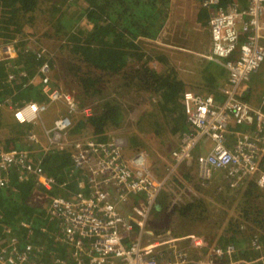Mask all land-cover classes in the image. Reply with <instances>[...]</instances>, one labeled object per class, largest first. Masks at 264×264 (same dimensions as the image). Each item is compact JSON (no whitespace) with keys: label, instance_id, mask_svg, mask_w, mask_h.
Here are the masks:
<instances>
[{"label":"trees","instance_id":"16d2710c","mask_svg":"<svg viewBox=\"0 0 264 264\" xmlns=\"http://www.w3.org/2000/svg\"><path fill=\"white\" fill-rule=\"evenodd\" d=\"M172 1L175 7L179 5L178 0H0V47L13 45L16 53L13 58L0 59V147H33L32 152L39 151L38 156H42L46 173L57 182L48 190L33 178L19 181L13 176L10 183L0 186V250L10 246L15 238L19 247L29 243L35 246L32 258L36 261L52 264L57 258L72 260L69 248L57 240L59 225L49 215L48 207L50 195L70 196L78 190L80 167L72 164L70 155L64 152L65 146L45 151L41 142L31 137L32 132L37 133L36 126L18 123L12 112L15 105L23 102L48 101L39 81L45 63L50 67L51 84L75 96L80 110L90 106L92 100H100L99 112L93 108L89 115L79 112L74 116L71 134H92L101 142L125 134L126 158L140 151L152 154L143 136L149 143H157L161 151L169 152L181 142L188 131L182 108L186 89L213 95L222 92V66L201 63L198 70L193 61L184 59V53L141 39L158 36L160 25L167 20L170 23ZM233 1L246 7L247 0H219V5ZM205 16L204 13L202 17ZM198 21L189 25L196 32V45L202 51L207 42L203 33L210 30L209 25L206 30L207 23ZM5 56L3 53L0 58ZM251 75V89L238 96L242 101L247 100L245 96L256 99L259 94V98L264 95V67ZM118 78L129 87V91L122 90L125 100H115L106 93ZM225 99L217 98L216 103L222 105ZM145 102L153 107L150 113L142 109ZM57 107H53L56 111L51 108L55 111L51 115L55 116H50L48 123L67 112L66 107L63 112ZM134 110L137 117L130 120ZM228 138L233 139V135L228 133ZM85 181L91 188L93 184L87 178ZM179 187L178 190L186 191L182 184ZM166 196L164 193L158 198L156 209H167L170 197ZM180 197L181 194L173 195L172 200ZM227 197L224 201L232 200L233 207L225 206L234 212L218 242L220 246L232 244L238 249L236 258L227 262L236 259L243 264H264V192L253 181L232 189ZM194 208L191 204L180 209L192 215L195 213L189 210ZM171 224L172 218L161 230H171Z\"/></svg>","mask_w":264,"mask_h":264},{"label":"built area","instance_id":"2783aa9c","mask_svg":"<svg viewBox=\"0 0 264 264\" xmlns=\"http://www.w3.org/2000/svg\"><path fill=\"white\" fill-rule=\"evenodd\" d=\"M202 5L211 11L212 47L210 52L199 55L225 67L229 72L230 85L223 90L226 99L222 105H218L212 95H200L192 90L184 92L183 107L190 129L171 151L174 165L169 173L183 162L194 160L202 180H209L216 171L223 170L234 188L256 177V183L264 190V99L260 107H253L238 98L243 82L264 64V0H250L247 7L236 1L224 7L219 5V0H203ZM0 53L7 54L0 59L16 55L13 45L0 47ZM49 70L45 63L39 78L48 101L17 104L13 108V116L20 124H43L48 143L43 146L45 151L52 150L55 145L73 144V159L77 166L92 162L87 166L90 173L87 179L93 184L87 188L86 179L81 177L79 188L72 195H50L48 212L59 225L57 240L69 248L72 259L57 258L52 264H189L191 260L183 252L169 258L161 255L164 246L174 250L172 241L145 238L149 232L147 222L167 177L154 175L145 151L127 159L125 137L108 142L98 139L73 142L74 116L79 112L89 115L92 111L90 107L80 110L75 96L52 85ZM56 103L63 104L67 112L46 126L42 115ZM246 124L252 126L253 131L236 130ZM32 133L31 137L39 142L38 136ZM228 133L236 139L231 146ZM205 146L208 149L196 153L197 148ZM38 152L0 147V186H6L16 176L19 181L33 178L43 188L53 189L57 185L56 179L46 173L43 158L38 156ZM101 184L106 187H101ZM133 198L137 202L131 205L130 213L136 218L134 222L141 225L140 232L134 237L128 235L134 231L133 223H125L117 207V204ZM125 230L131 232L125 234ZM192 242L197 247L203 245L202 239L194 236ZM34 250L35 246L30 243L19 247L14 238L10 246L1 248L0 264H45L32 258ZM213 251L219 257L227 254L236 258L233 246L217 247ZM197 264L221 263L210 259ZM222 264L243 262L233 259Z\"/></svg>","mask_w":264,"mask_h":264},{"label":"crops","instance_id":"0c3cea01","mask_svg":"<svg viewBox=\"0 0 264 264\" xmlns=\"http://www.w3.org/2000/svg\"><path fill=\"white\" fill-rule=\"evenodd\" d=\"M190 2H191L190 4H183V5H178L175 7V3L172 1L173 11L170 10V12L168 14L169 18L171 16L170 23L167 20L166 23H163L162 25H160V28H159L160 32L158 33V36H155V37L141 36V39H143L144 41H146L147 43H149L151 45L157 44L159 46L164 47L165 49L172 47L176 53L183 54L184 52H188V54H186V57L188 59H190L191 61H193L194 64L196 66H198V70H200L201 69V63H204L205 65L210 63V62L215 63V62L208 60L204 57H201L199 55L200 53L204 54V53H208L211 51V47H212L211 34L209 32L203 33L205 36V40L207 37V42L205 44L204 50L201 51V50H199V47L196 45V44H198L196 32H194L192 30V27L189 24L190 23L193 24L194 22H199L198 20H200L201 22L207 23L206 30H208L209 21L211 18V11L208 8H206L204 5H202V0H190ZM249 2H250V0H247V2L244 4V6L247 7ZM172 5H171V9H172ZM226 6H224V7H226ZM178 7H181L180 12L177 11ZM204 13L206 15L205 19H204V17H202V16H204ZM183 19H185V21L188 23V25L184 24ZM172 21L173 22L175 21L174 25H171ZM84 23H86V21H84L83 24ZM209 30H210V28H209ZM169 37H171V39H169ZM204 41H203V43H204ZM195 47H198V50H196ZM179 49H181L180 52H179ZM189 52L193 53V54H189ZM0 55H2V54H0ZM234 57H236V54L233 56V58ZM191 58H195L196 60H193ZM216 65L222 66L221 64H218V63H215V66ZM263 67H264V64L262 65V67L259 70H261ZM194 68H196V67H194ZM220 69H222V68H220ZM223 69L222 70H223L224 75H225V79L223 80L224 81L223 85L224 84L230 85V83H229V72L225 67H223ZM250 77H248L243 82V84L241 85V87L239 89V96L245 95L246 94L245 91L251 89L252 83L250 82V79H249ZM223 85L220 86L221 87L220 90L222 92H219L216 95H213L211 93H209V94L208 93H201V92H199L193 88H188V89H186V91L192 90V91H194L200 95H212V96H214L215 101H217V98L220 99L222 97L223 98L225 97L223 90L226 87H228V85L226 87H224ZM260 96L261 95L259 94L256 99H252L249 96H245V97H247V100H245V99L244 100H245V102L247 101V103L251 104L253 107H260L262 104L264 95L261 98H259ZM56 105L60 106L59 104L56 103V104L50 105V108H51V106H56ZM94 108H95V113L100 111V107H94ZM182 108L184 110L183 99H182ZM12 112H13V110H12ZM64 114H62V115H64ZM184 115H185V113H184ZM45 120L49 121V119H45ZM46 121L44 122V124L46 123ZM49 124H51V123H49ZM41 127L43 128V124H41ZM36 128L38 130L41 129V128H38L37 126H36ZM240 129H242V131H246V132L253 131L252 126H249L248 124L241 125ZM40 132L43 133L44 129L43 130L41 129ZM37 133H39V132H37ZM37 133H35V135H37ZM114 137H116V136H114ZM38 138H39V136H38ZM72 138H73V142L75 140H76V142H85L88 140L96 139L97 137L95 135H92V134H90L89 136H88V134H86V135L73 134ZM39 139H40L39 141L41 142V144L43 146L46 145L47 141L45 142V141L41 140V138H39ZM113 139L114 138H112L110 140H113ZM235 140L236 139L234 137H233V139L228 138V142L230 143V146L235 143ZM62 146H65L64 152L68 153L70 155L72 164L75 166L76 164H75L74 159H73V156L75 153V146L73 144H70L69 142H68V144H64ZM177 146L172 147V149L176 148ZM59 147H61V146L55 145L53 147V150H56ZM14 148H17V147H14ZM18 149H21V148H18ZM25 149L31 150V149H33V147L30 148V146H29L28 148H25ZM204 149H208V146H205L204 148H197L196 153H200V152L204 151ZM34 150H31V151H34ZM166 150H168V149H166ZM125 151H127V150H125ZM162 152H164V151H162ZM169 154H170V159L165 164L166 165V167H165L166 171H164V173H163L164 174L163 177H167V179H166L165 185H164L161 193L158 196V198L162 197V195L165 193L167 195L166 198L168 196L170 197V198H168L169 204H168V207L166 210H164V207L156 209V206H157V202H156L155 207L153 208V210L150 214V217H149V220H151V222L148 220L147 225H146V227L149 228L147 238H150V239H153L154 237L156 238V235H155L156 231H161V228H162L161 226H163V227L166 226L167 222L170 221L171 218H172L171 230L174 229L173 226H174V219L175 218H176L175 224H176V222H183V223L187 224V222L190 220L191 222H189V223H191V225H192L193 224L192 221L202 220V221H199L202 224H204L205 222L209 223L208 225L204 226L206 229H209V228L210 229H216V231H214V232L208 231V232L203 233L201 235L195 234V233H188L185 235L184 234H175L174 238L182 237V239H179V241H178V242H181V244H178V242H176V248L178 250L177 249L169 250L167 247H164L163 253L161 252V255L169 258L171 256L175 257L177 252H183V253L187 254L189 259L191 260V262L189 264H197L196 262L208 261L210 259H214L216 262H219L221 264L226 263L227 260H229L231 257L228 256L227 254H225L222 257L216 256V255H214L213 249H215L217 247L226 248L227 246H233L235 248L236 252L238 251V249L235 245L228 244L226 246H220L219 242H218L219 237H221L223 232H224L225 224L228 223L230 216L234 212L233 208H228V206L233 207V205L231 203L232 200H228L227 203L224 200L228 198L227 196L229 195V192H231L232 189H235V188L230 185L229 180L227 178V175L223 170L216 171L214 173V175L212 176V178L209 180H202L199 176L197 165H196L194 160L183 162L174 172L169 173L171 167L174 165V160L171 156V152H169ZM91 164H92V162L88 163V164L84 163L83 166L80 167V170L78 172L79 173L78 179H80L81 177H83L85 179L88 178V174H90V173H88L89 171H88L87 166H89ZM262 168L264 169V161L262 163ZM151 171L155 174V176L157 178H161L160 174L163 171V168L162 169L153 168V166H152ZM253 181L256 184V186L262 192H264V190L262 188H260L258 186V184L256 183V177H253L249 180V182H253ZM189 183L193 186L192 190L188 187ZM176 184H178L177 187H175ZM180 184H182L184 187H186V191L178 190L180 188L179 187ZM102 186H103V188L106 187L104 184H101V187ZM176 194L177 195L181 194V197H180V199L178 198V201H173L172 197H173V195H176ZM60 196H62V195H60ZM185 196H188V197H185ZM158 198H157V201H159V199H160V198L159 199ZM135 202H137V199L133 198L130 200L129 203L118 205V209L124 218L123 219L124 222L125 223H133V226H134V231L132 233H130L131 231L125 230V234L130 233L128 235H132L133 237L138 235V233L140 232V229H141V225H139L138 222L137 223L134 222V219H136V218L132 215V213H130V207ZM237 202L238 201L236 200V203ZM191 204L195 208L190 209L189 211L190 212L192 211L195 214L188 215L185 212L182 213L183 211L180 208L191 205ZM225 205H228V206H225ZM171 206H173V207H171ZM170 214H173V216ZM193 215H195V216H193ZM189 216H191V219L189 218ZM181 219H182V221H181ZM171 230H170V228H168V230H165V234L162 235L163 239H165V238H167L169 240L173 239L172 235L170 233ZM152 233H153V236H152ZM192 235L196 238L202 239L203 245L199 246V247L194 246V244L191 240ZM255 243L256 242H253V244H255ZM196 250H198V252H196Z\"/></svg>","mask_w":264,"mask_h":264},{"label":"rangeland","instance_id":"374dc122","mask_svg":"<svg viewBox=\"0 0 264 264\" xmlns=\"http://www.w3.org/2000/svg\"><path fill=\"white\" fill-rule=\"evenodd\" d=\"M179 1V5H183V4H190L191 2H190V0H178ZM73 5H74V3H72ZM177 11H181V7H178L177 8ZM85 24H87V23H84V25ZM88 27H91L90 25H88ZM170 49H173L172 47L170 48ZM174 50V49H173ZM185 54V56H186V54H188V52H185L184 53ZM182 59L184 58V57H181ZM187 58V57H186ZM186 58H184V59H186ZM216 63V62H215ZM77 77H79V75L77 76ZM76 79V78H75ZM79 80H80V82H81V80H82V78L81 77H79ZM116 80H119L118 82H117V84L116 83H114V86H113V88L111 89V91H109V92H106V93H109L110 94V96L112 97V98H115V100H125V98H124V96H123V94H122V90H124V91H129V87H127V86H125L124 84H125V82H124V80H122V78H118V79H116ZM62 81H63V78H62ZM61 83V82H60ZM62 84V83H61ZM63 85L65 86V88H66V90L67 91H69V87H68V82H65V84L63 83ZM115 87V88H114ZM117 98H119V99H117ZM136 99H139V97L138 96H136ZM59 105H60V103H59ZM54 106H52L51 108H53ZM59 107V109H63V110H61L62 112L64 111V108L63 107H65V106H63V104H62V106L60 105V106H58ZM57 107V108H58ZM88 107H90L91 109H93L94 107H100V100L99 99H95V100H92V102H91V105L90 106H88ZM148 107V109H146ZM51 108H49L48 109V111H46L43 115H42V118L44 117L45 119H49V117L50 116H52L51 115V113H54L55 111H56V108H53V109H55V111L54 110H52ZM86 108V107H85ZM145 108V109H144ZM139 109V108H138ZM142 109L144 110V111H149V113L151 112V110H152V106H151V104L148 102V104L145 102V103H143V107H142ZM136 110V109H135ZM135 110L132 112V114H131V118H130V120H133V119H135L137 116H136V113H135ZM139 110H141V109H139ZM155 110V109H154ZM153 110V111H154ZM51 111V112H50ZM125 113L127 112H129L128 110H126V111H124ZM55 116V115H54ZM54 116H52V117H54ZM151 117V116H150ZM43 118V121L45 122L46 120ZM55 119V118H54ZM54 119L52 120V122H51V124L53 123V121H54ZM49 121H46V123L44 124V125H47V126H50L51 124H49L48 123ZM32 126H37L38 128H41L42 130H43V128L41 127V123H38L37 125H32ZM150 128V127H149ZM41 129H37V132H39V133H37L38 134V136H39V138H41V139H46V137H45V135H44V132L43 133H41L40 132V130ZM190 129V126L188 125V130ZM135 132H137V130H135L134 131V133ZM126 135L125 134H122V135H118V136H116V138L117 137H125ZM127 137V136H126ZM125 137V138H126ZM113 138H115V137H113ZM142 140L145 142V144L147 145V147L150 149V150H152V154L150 155V159H149V163H148V165H149V168L151 169L152 168V166H153V168H159V169H162L163 168V171L161 172V174H160V177H163V173H164V171H166L165 170V167H166V163L168 162V160L170 159V154H169V152H171L172 151V148H171V150L168 152V150H166V151H164V152H162L161 150L162 149H159V148H157L156 146H158V144L157 143H154V142H148L145 138H144V136H143V138H142ZM4 141V140H3ZM163 143H166L167 144V140H164V141H162ZM133 152H129L128 154H132ZM129 158L131 157V155H129L128 156ZM155 175V174H154ZM188 187L192 190L193 189V186L189 183V185H188ZM189 194V193H188ZM185 197H188V196H185ZM184 197V198H185ZM182 200V199H181ZM189 218L191 219V216H189ZM175 220H176V218L174 219V226L173 227H177L175 230H171L170 231V233H171V235L172 236H174V234H188V233H195V234H199V235H201V234H203V233H206V232H208V231H210V232H214V231H216V229H206L204 226L205 225H208L209 223H204V224H202V223H200L199 221H202V220H197V221H192L193 222V224L191 225V223H189V222H191L190 220L187 222V224L186 223H183V222H176V224H175ZM181 221H182V219H181ZM150 222H151V220H150ZM189 223V224H188ZM192 226V227H191ZM173 231V232H172ZM192 231V232H191ZM163 234H165V230H161V231H156V233H155V235L156 236H162ZM147 236H148V234H146L145 235V238L146 239H150V238H147ZM152 236H153V233H152ZM178 244H181V242H178ZM196 252H198V250H196Z\"/></svg>","mask_w":264,"mask_h":264},{"label":"clouds","instance_id":"9594fccd","mask_svg":"<svg viewBox=\"0 0 264 264\" xmlns=\"http://www.w3.org/2000/svg\"><path fill=\"white\" fill-rule=\"evenodd\" d=\"M264 99V98H263ZM263 102V101H262ZM262 105V104H261ZM149 155V154H148ZM134 156V155H133ZM132 157V156H131ZM130 157V158H131ZM127 159H129V157L127 158ZM149 159H150V155H149ZM149 163V162H148ZM151 170V169H150ZM113 197H114V193L113 194H111ZM111 199L113 200V198L111 197ZM130 202V200L128 201V202H125V203H129ZM124 202H121L120 204H117V207H118V205H122V204H125ZM150 221V220H149ZM148 230H149V228H148ZM175 235V234H174ZM185 235V234H184ZM190 236V235H189ZM193 236V235H192ZM162 236L160 235V236H156V238H161ZM155 238V237H154ZM172 238L173 239H170V241H172L173 243V246H175V248L174 249H177L176 248V242H178L179 241V239H182V237H179V238H174V236H172ZM161 239H163V237L161 238ZM164 240H169V239H164ZM191 240H192V238H191ZM127 241H129L130 242V239H128ZM164 247H167L169 250H172V248H169L168 246H164ZM178 250V249H177ZM168 258V257H167ZM214 260V259H213ZM197 263V262H196Z\"/></svg>","mask_w":264,"mask_h":264},{"label":"water","instance_id":"95a60500","mask_svg":"<svg viewBox=\"0 0 264 264\" xmlns=\"http://www.w3.org/2000/svg\"><path fill=\"white\" fill-rule=\"evenodd\" d=\"M165 239H167V238H165Z\"/></svg>","mask_w":264,"mask_h":264}]
</instances>
